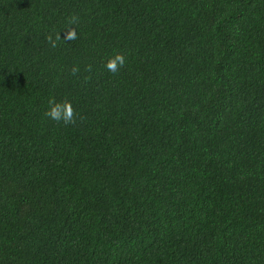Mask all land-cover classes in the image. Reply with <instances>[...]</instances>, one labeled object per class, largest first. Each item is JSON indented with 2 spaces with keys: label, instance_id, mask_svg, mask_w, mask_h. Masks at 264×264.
Returning a JSON list of instances; mask_svg holds the SVG:
<instances>
[{
  "label": "trees",
  "instance_id": "1",
  "mask_svg": "<svg viewBox=\"0 0 264 264\" xmlns=\"http://www.w3.org/2000/svg\"><path fill=\"white\" fill-rule=\"evenodd\" d=\"M0 264H264V0H0Z\"/></svg>",
  "mask_w": 264,
  "mask_h": 264
},
{
  "label": "clouds",
  "instance_id": "2",
  "mask_svg": "<svg viewBox=\"0 0 264 264\" xmlns=\"http://www.w3.org/2000/svg\"><path fill=\"white\" fill-rule=\"evenodd\" d=\"M79 26V17L76 15H71L68 17L66 21V25L63 32V37L61 32L55 33V38H53V34L49 33L46 36V40L48 44L52 48H56L58 46V42L63 39L64 41H73L78 39L77 28ZM126 64V57L123 53H116L105 64V68L110 73L116 74L120 71L122 67ZM80 69L78 66H74L71 69L72 75H77ZM85 71L91 72L92 66L88 65ZM90 79V77H86L85 80ZM48 109L44 112V116L50 120L56 121L57 123H63V125H75L78 118V113L74 109L71 101L63 100L57 101L55 98H51L48 101Z\"/></svg>",
  "mask_w": 264,
  "mask_h": 264
}]
</instances>
